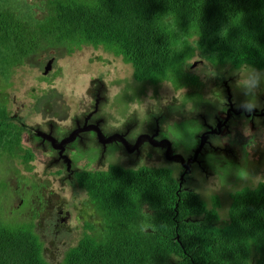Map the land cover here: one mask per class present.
I'll return each instance as SVG.
<instances>
[{
	"label": "trees",
	"instance_id": "obj_1",
	"mask_svg": "<svg viewBox=\"0 0 264 264\" xmlns=\"http://www.w3.org/2000/svg\"><path fill=\"white\" fill-rule=\"evenodd\" d=\"M83 46L121 57L136 82L197 89L192 59L217 72L264 70V0H0V163L23 153L31 169L32 153L21 146L25 128L7 108L13 69ZM73 179L87 196L78 210L86 230L55 256H44L34 218L3 216L9 191L0 179V264H264V182L231 193L220 222L218 196L207 205L168 168L109 165ZM58 215L44 227L51 239L65 227ZM142 222L155 227L141 231Z\"/></svg>",
	"mask_w": 264,
	"mask_h": 264
},
{
	"label": "rangeland",
	"instance_id": "obj_2",
	"mask_svg": "<svg viewBox=\"0 0 264 264\" xmlns=\"http://www.w3.org/2000/svg\"><path fill=\"white\" fill-rule=\"evenodd\" d=\"M51 59V68L44 74ZM190 63L196 64L190 70L198 76L200 87L178 91H173L168 83L150 86L134 81L131 65L101 47L83 46L69 56L56 49L13 69L10 86L4 89L7 108L10 119L25 128L21 146L32 153V159L28 163L31 169L25 170L20 157L22 152L18 157L3 158L0 179L7 182L9 193L2 199L1 208L10 222L26 223L34 218L33 222L40 225L35 227V232L43 229L40 236L45 240L44 256L62 253L85 234L82 220L87 218L78 214L82 206L79 202L85 195L75 186L74 172L104 170L109 165L168 168L175 180L181 182L182 189L197 193L207 205L213 196H218L220 222L228 218L231 193L242 186L254 187L264 182V118L250 117L242 110L235 114L244 99L234 87L239 70L225 68L217 72L198 59ZM242 69L247 70L246 67ZM259 72L264 73V70ZM256 98L255 112L264 111V85ZM175 104H179L176 113L171 106ZM227 107H233V115L225 114ZM87 112H91L88 123H96L101 133L104 132L102 138L120 134L130 149L137 143L138 136H150L145 130L150 120L161 125L159 133L152 134L151 130L152 142L167 138L170 153L172 150L185 160L192 158L205 133L204 143L195 162L182 175L180 160L166 158L164 149L159 147L150 148L152 152H149L146 140H142L132 153L118 138L103 144L96 140L81 149L80 141L70 143L74 135L67 148L61 151L52 148V143L50 147L47 139L37 135L49 133L48 124H51L58 145L64 132L68 135L74 128L75 118L82 122ZM159 115L163 118L157 120ZM168 117L171 120L167 121ZM143 122L146 123L142 125ZM218 123L222 124L219 134L216 132ZM129 129L130 133L126 134ZM209 131H214L215 136ZM63 158L64 163L60 161ZM55 170H62V173ZM62 207L69 213L66 218L64 214L65 227L51 239L44 227L50 220H57L56 213L59 214ZM52 213L55 214L53 219Z\"/></svg>",
	"mask_w": 264,
	"mask_h": 264
},
{
	"label": "flooded vegetation",
	"instance_id": "obj_3",
	"mask_svg": "<svg viewBox=\"0 0 264 264\" xmlns=\"http://www.w3.org/2000/svg\"><path fill=\"white\" fill-rule=\"evenodd\" d=\"M178 91V90H177ZM179 104H175V105H171L172 106V111L173 112H177V109H178V106ZM231 108H233V107H230V109ZM239 108V107H238ZM238 108H237V110H238ZM227 111H229V107H227L226 108V110H225V114L227 113ZM233 111L232 110H230L229 111V114H234V112L232 113ZM241 112H244V111H241ZM238 113H240V112H235V114H238ZM245 114H247V115H249L250 117L251 116H256V117H259V118H264V111H256L255 112V110L253 111V112H251V113H248V112H244ZM89 114H91V112H87V113H85L84 114V116L82 117V122H80V119L79 118H75V122H74V128L72 129V130H74V129H76V128H78V127H80V131L78 132V133H76L75 134V138L70 142V143H72V142H74L75 140H77L78 142H79V144L81 145V149L82 148H84V147H86V146H90V144H92V143H95L96 142V140H97V142H99L98 141V132L92 127V126H94L96 123H94V124H91V123H88V118H89ZM169 116H171V117H173L174 118V116L172 115V114H170ZM161 118H163L161 115H159L158 117H157V120L158 119H161ZM87 120V121H86ZM167 121H169V120H171V118L170 117H168L167 119H166ZM146 122H143L142 123V125L143 124H145ZM221 125L222 124H216V132L219 134V131H220V127H221ZM48 127H49V133H45L44 134V132L43 133H37V135L38 136H41V137H43V138H45V139H47L49 142V144H50V147H51V141H50V139H53L54 141H55V144L57 145V142H56V140H55V138L53 137V132H54V128H53V126L51 125V124H48ZM146 127V131L149 133V135L151 136L152 134H155V132L156 133H159L161 130H160V127H161V125L158 123V122H156V121H152V120H150L149 121V124L147 125V126H145ZM217 127L219 128V130L217 129ZM97 128H98V126H97ZM99 129V128H98ZM71 130V131H72ZM140 130H142V129H140ZM151 130L153 131V133L151 134L150 132H151ZM70 130H69V132H68V135L70 134V132H71ZM99 131H100V134H101V136L103 137V133L104 132H102L101 133V130L99 129ZM130 129L129 130H127V132H126V134H129L130 133ZM215 132L213 131V133H210V135H214L215 136ZM67 131H65L64 132V137H62L63 139H61V140H59V143L61 142V141H63L64 139H66L67 138ZM85 136V137H84ZM107 136V135H106ZM109 136V135H108ZM142 136V135H141ZM150 136H143V137H140V136H138L137 137V139L135 140V142L137 141V143L135 144V142H134V147L132 148L133 149V151H135V149L138 147V145H139V143L140 142H142V140H146L147 142H148V144H149V148H148V151L149 152H152L151 150H150V148H152V149H155V148H162V149H164V153H165V157L166 158H168V157H170V158H174V157H176L177 155H180V154H178V153H173L172 152V150H171V153H170V148H171V145H170V147L168 148V153L166 152L167 151V142L166 141H168V139L166 138V139H162L160 142H158V143H153L152 142V140H151V138H150ZM171 137H172V139H174V137H173V135H171ZM128 139H132V138H130V137H128ZM70 143H66V144H64L62 147H60V149H61V151H63L65 148H67V146L70 144ZM170 143V142H169ZM132 145V146H133ZM164 145V146H163ZM52 148H54L53 146H52ZM133 153V152H132ZM170 153V154H169ZM60 155L61 156H63L62 155V153H60ZM182 156V155H181ZM68 154H67V159H68ZM182 158H183V161L184 162H186L187 161V159L185 160L184 159V157L182 156ZM172 160V159H171ZM189 160V159H188ZM190 160H193V157L192 158H190ZM196 160V159H195ZM195 160H193L191 163H193V162H195ZM60 161H62L63 163H64V158L62 159V160H60ZM66 162H67V160H66ZM190 163V164H191ZM59 171V173H62V170H55V172H58ZM187 171H188V169H187ZM58 173V174H59ZM84 195H85V199L87 198V196H86V193H85V191H84ZM57 204H59V203H57ZM57 204H55L54 206H56ZM64 214H65V211L63 210V209H61L60 211H59V218L60 219H63L64 218Z\"/></svg>",
	"mask_w": 264,
	"mask_h": 264
},
{
	"label": "clouds",
	"instance_id": "obj_4",
	"mask_svg": "<svg viewBox=\"0 0 264 264\" xmlns=\"http://www.w3.org/2000/svg\"><path fill=\"white\" fill-rule=\"evenodd\" d=\"M246 69L247 70L239 69V71L236 74L237 78L234 82V87L244 97V99L241 100L240 103L238 104V107L244 112L251 113L258 107L256 97H257L258 90H260L261 86L264 85V73H261L247 66H246ZM223 104L224 102L222 101L221 102L222 107H223ZM241 175L243 176L244 174H241ZM61 209L64 210V207H62ZM65 214H66L65 216L66 218L69 215V213L65 211ZM146 217H149V216L146 215ZM65 218L60 219V221L63 222ZM154 227H155L154 223H143L142 222L140 225L141 231H145L148 229H154Z\"/></svg>",
	"mask_w": 264,
	"mask_h": 264
},
{
	"label": "water",
	"instance_id": "obj_5",
	"mask_svg": "<svg viewBox=\"0 0 264 264\" xmlns=\"http://www.w3.org/2000/svg\"><path fill=\"white\" fill-rule=\"evenodd\" d=\"M51 62H52V59L51 60H49L48 61V63H47V65H46V67L44 68V74H46L47 72H48V70L51 68ZM230 110H232L233 111V109L231 108H229V111ZM229 111H227V116H229ZM241 111V109L240 108H238V110H237V112H240ZM97 132H98V141H99V143H101V144H103V143H106V142H108V141H111V140H113V139H115V138H118L124 145H125V148L128 150V152H132V150L133 149H130L129 147H128V145H127V143L125 142V140L122 138V136L120 135V134H114V135H111V136H109V137H107V138H102V136H101V134H100V131H99V129L97 128V126H92ZM217 129L219 130V128L217 127ZM80 131V129H76V130H73L72 132H70V134L68 135V137L66 138V139H64L63 141H61L58 145H56L55 144V141L53 140V139H50V141L52 142V146L54 147V148H60V147H62L64 144H66V143H69L71 140H72V138H73V136L76 134V133H78ZM209 132H211V133H213V131H209ZM204 136H205V133L201 136V141H200V143H199V145H198V148L195 150V152H194V154H193V160H195L196 159V157H197V155H198V153L201 151V149H202V146H203V143H204V141H203V138H204ZM140 137H143V136H140ZM167 143V153H168V148L170 147V143H169V141H166ZM161 143V142H160ZM170 160L171 159H178V160H180V162H181V165H182V167H183V170H184V172H183V175L187 172V169H188V167H189V165H190V163L193 161V160H187L185 163H184V161H183V158H182V156L181 155H177L176 157H174V158H170V157H168ZM180 183L181 182H179V187H180Z\"/></svg>",
	"mask_w": 264,
	"mask_h": 264
}]
</instances>
